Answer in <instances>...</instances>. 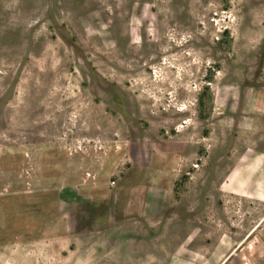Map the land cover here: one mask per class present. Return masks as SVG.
<instances>
[{
	"label": "rangeland",
	"instance_id": "obj_1",
	"mask_svg": "<svg viewBox=\"0 0 264 264\" xmlns=\"http://www.w3.org/2000/svg\"><path fill=\"white\" fill-rule=\"evenodd\" d=\"M0 264H264V0H0Z\"/></svg>",
	"mask_w": 264,
	"mask_h": 264
}]
</instances>
